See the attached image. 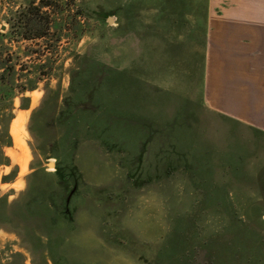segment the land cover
<instances>
[{
	"label": "rangeland",
	"instance_id": "rangeland-1",
	"mask_svg": "<svg viewBox=\"0 0 264 264\" xmlns=\"http://www.w3.org/2000/svg\"><path fill=\"white\" fill-rule=\"evenodd\" d=\"M206 8L0 0V264H264V39Z\"/></svg>",
	"mask_w": 264,
	"mask_h": 264
},
{
	"label": "crops",
	"instance_id": "crops-1",
	"mask_svg": "<svg viewBox=\"0 0 264 264\" xmlns=\"http://www.w3.org/2000/svg\"><path fill=\"white\" fill-rule=\"evenodd\" d=\"M203 39H264V0H207Z\"/></svg>",
	"mask_w": 264,
	"mask_h": 264
},
{
	"label": "bare ground",
	"instance_id": "bare-ground-1",
	"mask_svg": "<svg viewBox=\"0 0 264 264\" xmlns=\"http://www.w3.org/2000/svg\"><path fill=\"white\" fill-rule=\"evenodd\" d=\"M14 123V122H13ZM14 125V124H13ZM51 164V163H50Z\"/></svg>",
	"mask_w": 264,
	"mask_h": 264
}]
</instances>
